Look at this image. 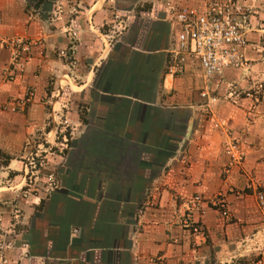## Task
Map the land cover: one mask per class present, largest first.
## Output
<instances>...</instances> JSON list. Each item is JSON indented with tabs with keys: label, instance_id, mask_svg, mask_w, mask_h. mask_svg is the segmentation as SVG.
<instances>
[{
	"label": "crops",
	"instance_id": "1",
	"mask_svg": "<svg viewBox=\"0 0 264 264\" xmlns=\"http://www.w3.org/2000/svg\"><path fill=\"white\" fill-rule=\"evenodd\" d=\"M57 1L0 0V39L39 42L22 82L5 80L10 49L0 44V246L14 242L6 262L264 264L255 195L264 190V0H240L250 15L245 64L210 83L221 129L205 112L197 60L167 72L179 27L165 3L201 9L202 0H69L60 12ZM70 50L74 62L60 55ZM26 90L34 98L11 110ZM62 119L69 144L48 163L54 186L24 205L7 236L23 159ZM229 137L244 157L225 175ZM218 193L228 217L210 205ZM193 195L205 211L193 213L197 235L180 223Z\"/></svg>",
	"mask_w": 264,
	"mask_h": 264
},
{
	"label": "built area",
	"instance_id": "2",
	"mask_svg": "<svg viewBox=\"0 0 264 264\" xmlns=\"http://www.w3.org/2000/svg\"><path fill=\"white\" fill-rule=\"evenodd\" d=\"M69 0H58L57 10L60 12L59 3ZM201 9L195 7L178 6L170 2L165 3V12L172 18L179 27L176 37L174 57L168 66L167 72L170 75H178L185 69L188 57L197 60L205 80L204 88L200 97L205 101V112L208 118L212 119L213 126L221 129L220 122L214 119L210 105L216 100L211 93L210 83L214 79L221 78L226 71L238 69L244 66V50L248 46L246 38V27L249 22V12L240 4V0H202ZM75 13V7L72 8ZM71 36L76 38L75 30ZM0 44L10 49V64L5 70V80L8 82H22L23 74L27 63L31 60V48L38 43H31L18 38L9 40L0 39ZM60 55L71 58L74 62V50L62 51ZM34 98L32 90H26L24 95L11 99L9 107L15 111L17 106H24ZM61 126H68L67 119L61 120ZM54 127V126H53ZM56 125L54 135L56 133ZM225 144L224 152L229 158V165L225 169L227 175L231 168L240 165L244 154L236 139H231ZM54 186V182H53ZM258 202L264 205V194H257ZM203 200L198 195H193L186 202V209L180 219L182 227L189 229L193 234L200 233L198 223L193 219V213L200 215L205 213L202 208ZM210 205L219 210L223 217L229 216L228 204L223 195L218 193ZM10 245V244H9ZM7 242L0 246V264H7L4 254Z\"/></svg>",
	"mask_w": 264,
	"mask_h": 264
},
{
	"label": "rangeland",
	"instance_id": "3",
	"mask_svg": "<svg viewBox=\"0 0 264 264\" xmlns=\"http://www.w3.org/2000/svg\"><path fill=\"white\" fill-rule=\"evenodd\" d=\"M118 20H120V16ZM108 29L109 27L107 26L106 31H108ZM55 125L57 127L55 135L53 137H39L38 140L31 143V153L23 159L24 171L22 173V184L12 191L13 194L10 200L7 236L17 231V228H19L24 205L34 202L40 203L49 189L53 187V172L48 171V163L51 162L52 159L62 155L69 144L68 128L61 126V121L59 120L55 122ZM47 126L50 129L53 124L47 122L46 127ZM259 192L264 194V190H257L255 194L258 206L264 210V205L261 206L257 199V194ZM231 193L235 195L238 194L237 190H233ZM10 229L12 232L8 231ZM6 240L8 246L6 247L4 259L8 262V252L13 249L14 242L13 239L11 240L9 238Z\"/></svg>",
	"mask_w": 264,
	"mask_h": 264
},
{
	"label": "trees",
	"instance_id": "4",
	"mask_svg": "<svg viewBox=\"0 0 264 264\" xmlns=\"http://www.w3.org/2000/svg\"><path fill=\"white\" fill-rule=\"evenodd\" d=\"M48 129H49V127L47 126V127L45 128V131H48Z\"/></svg>",
	"mask_w": 264,
	"mask_h": 264
}]
</instances>
